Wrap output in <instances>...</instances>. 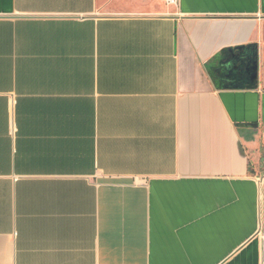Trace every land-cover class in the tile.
<instances>
[{
	"label": "crops",
	"instance_id": "0c3cea01",
	"mask_svg": "<svg viewBox=\"0 0 264 264\" xmlns=\"http://www.w3.org/2000/svg\"><path fill=\"white\" fill-rule=\"evenodd\" d=\"M114 1L0 0V264H264V0Z\"/></svg>",
	"mask_w": 264,
	"mask_h": 264
},
{
	"label": "rangeland",
	"instance_id": "374dc122",
	"mask_svg": "<svg viewBox=\"0 0 264 264\" xmlns=\"http://www.w3.org/2000/svg\"><path fill=\"white\" fill-rule=\"evenodd\" d=\"M166 4L165 0H121L114 1L109 6L110 10H125L136 13H153L160 10V4ZM167 5V4H166ZM255 75V69L252 70ZM252 173L264 174V135L259 137L258 143L250 149Z\"/></svg>",
	"mask_w": 264,
	"mask_h": 264
},
{
	"label": "built area",
	"instance_id": "2783aa9c",
	"mask_svg": "<svg viewBox=\"0 0 264 264\" xmlns=\"http://www.w3.org/2000/svg\"><path fill=\"white\" fill-rule=\"evenodd\" d=\"M166 2L169 5H177L179 3V0H166Z\"/></svg>",
	"mask_w": 264,
	"mask_h": 264
},
{
	"label": "trees",
	"instance_id": "16d2710c",
	"mask_svg": "<svg viewBox=\"0 0 264 264\" xmlns=\"http://www.w3.org/2000/svg\"><path fill=\"white\" fill-rule=\"evenodd\" d=\"M246 47H250V45L249 46H246ZM244 48H245V46L244 47L243 46L242 47H237L236 49H238V51H239V50H242ZM251 172H252V170H251Z\"/></svg>",
	"mask_w": 264,
	"mask_h": 264
}]
</instances>
